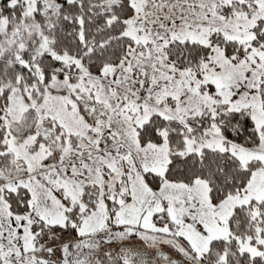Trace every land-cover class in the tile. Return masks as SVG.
Here are the masks:
<instances>
[{
    "label": "snow or ice",
    "instance_id": "6c2138e0",
    "mask_svg": "<svg viewBox=\"0 0 264 264\" xmlns=\"http://www.w3.org/2000/svg\"><path fill=\"white\" fill-rule=\"evenodd\" d=\"M0 264H264V0H0Z\"/></svg>",
    "mask_w": 264,
    "mask_h": 264
}]
</instances>
